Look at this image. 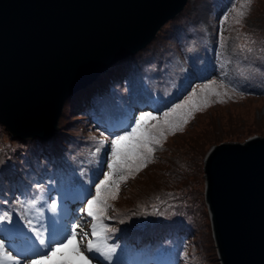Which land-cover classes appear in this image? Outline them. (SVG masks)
<instances>
[{
  "label": "rangeland",
  "instance_id": "1",
  "mask_svg": "<svg viewBox=\"0 0 264 264\" xmlns=\"http://www.w3.org/2000/svg\"><path fill=\"white\" fill-rule=\"evenodd\" d=\"M240 12H243V15H239ZM237 20L239 23L236 22ZM203 38L208 40L209 54L205 60L208 61V64L212 62L208 67L213 68L214 74L205 75L206 77L199 76V74L207 72L209 68L207 67L206 71L199 69L195 72L194 78L205 80L191 83L188 86V91L182 94L175 103L155 112L151 109L159 107L160 104L155 97H152L148 106L138 108V110V106L136 107L133 118L128 120V124L122 119L118 124L110 126L115 127L122 124L124 128L127 127L125 130L131 131V127L141 115L150 113L159 118L162 124L165 119L164 113L169 112L175 105L185 103V108L177 110L168 118L170 120L178 119L181 112L188 113V108H193L186 115L185 123H180L178 127L171 130L164 126V135L159 137L158 144L153 145L155 150L145 165L138 171L132 172L126 181L120 183L116 198L109 201L111 207L108 209L107 215L110 218L105 219L103 223L108 225L109 229H117V227H123L126 221L134 217V220L129 222L132 223L131 227L136 224L132 230L133 232L137 231L136 234L139 235L148 224L151 226L153 223L157 228L158 226L159 228L165 227L168 224H181L182 244L179 249V264H220L204 197V159L209 149L219 143H242L253 136L264 137V0H188L183 10L167 21L143 49L110 66L92 83L93 85L87 86L90 87L89 92H87L89 88L85 87L68 97L58 118L57 128L46 140L38 137L19 139L11 135L0 124V192L7 188L15 173V169L11 167L12 163L19 156H25L26 152L35 151V148L38 147L46 148L49 149L46 151L47 157L52 158L49 156L52 155L56 159L63 154L73 153L71 165L63 164V162L58 165L59 167L64 165L66 174L65 178L56 181L58 192L53 191L47 195L46 188H44L38 204L36 203L32 207L34 214L31 217L35 224L39 213L42 215V223H44L45 212L50 211L52 203L55 202L57 206L61 205L63 211H66L69 206L66 203L63 204V199L77 197L79 206L76 210L78 214L83 213V220L82 223L72 220L68 223V229L70 231L72 224L79 223L90 234L92 219L82 209L85 208L87 199H90L91 195H95V184L99 183V180L103 179V173L108 171L111 140L117 135H123L124 132L118 130L108 136L107 128L104 129L91 121L92 118L88 116L89 109L82 108L80 103H94L100 100L101 106H103L109 101L108 99L111 98L115 89L122 88L120 86L122 77L125 78L126 83H129L140 76L138 81L142 83H139L137 87H130L128 93L136 95L141 101H144L145 97L141 92L144 81L146 84H159L161 81L158 82L157 78L161 74H164L169 80L172 73L180 70L187 73L186 68H191L194 65L189 63L191 67H186L188 58L193 57L195 52L193 53L188 45L184 50V45L186 42L199 45V41ZM183 53H185L184 56ZM174 62L177 63L174 65ZM236 65L239 66L238 69L249 70L252 79L259 80L260 83L257 84L261 85L250 81L244 83L242 88L238 83L235 86H227L226 81L228 80L225 78L230 79L234 74L237 77ZM215 66L217 71H215ZM122 72L125 74L122 75ZM152 76L155 78L154 81ZM221 76H225V78ZM109 77L115 81L113 84H111L112 80L108 79ZM123 84L125 83L123 82ZM204 85H209V88L202 91ZM194 89L195 96H192ZM212 89L220 94L216 95L211 91ZM99 92H101L100 96ZM205 98L207 102H204ZM189 100H193L195 106L198 107L186 104ZM78 101L80 103L77 105ZM147 108L151 111H147ZM93 116L94 119L104 117L100 109L94 111ZM147 123L155 124L157 121L152 120ZM89 130L96 135L93 136L95 140L84 139L88 137ZM79 138L86 143L80 144L76 148L75 140ZM98 148L99 152L96 151ZM101 153L104 154L103 160H99V162L102 160V165L92 178L91 186V182H88L84 187L73 186L72 189H67L68 185L74 184L71 182V177L74 169L78 168V164H89L90 160L93 164V161L98 159ZM78 157L81 160L78 161ZM89 193L91 195H88ZM29 201V197H24L22 203L26 206ZM20 203L17 200L10 207L6 206L0 210V215L4 211H8L12 216H16L12 217L14 221L18 220L21 225H24V221L17 218L19 217L18 212L22 211V208L18 206ZM150 203L151 207H149ZM140 204L143 205L142 209L138 207ZM148 207V211L145 212ZM146 219L153 220L144 221ZM10 227L11 225L7 221L0 222V231L2 232ZM185 229L187 235L184 234ZM120 230L124 229L120 228ZM23 234L33 240L34 247H37V250L29 251L27 254L29 258L38 251H48L39 246L38 241H35L34 235L27 227L23 228ZM110 234L112 235L113 231L107 233L109 237L107 243L113 245ZM11 245H15V243L10 242ZM5 248L11 251L6 243ZM120 253L119 249H116L112 253L111 260L100 259V255L95 253L89 255L95 257L93 264H118L117 260H121L118 258L124 254L120 255ZM140 253L145 256V252ZM133 255L144 259L137 253L123 257ZM73 256L74 252L69 246L62 249L54 259ZM147 256L153 264H169L168 260H152L148 253Z\"/></svg>",
  "mask_w": 264,
  "mask_h": 264
},
{
  "label": "water",
  "instance_id": "2",
  "mask_svg": "<svg viewBox=\"0 0 264 264\" xmlns=\"http://www.w3.org/2000/svg\"><path fill=\"white\" fill-rule=\"evenodd\" d=\"M188 0H0V124L46 140L64 102L143 49ZM204 197L220 264H264V137L212 146Z\"/></svg>",
  "mask_w": 264,
  "mask_h": 264
},
{
  "label": "snow or ice",
  "instance_id": "3",
  "mask_svg": "<svg viewBox=\"0 0 264 264\" xmlns=\"http://www.w3.org/2000/svg\"><path fill=\"white\" fill-rule=\"evenodd\" d=\"M239 15H243V12H240ZM236 22L239 23V20ZM207 88H209V85H204L201 90ZM211 91L215 92V89ZM215 94L219 95L220 93L215 92ZM191 95L195 96V89ZM204 102H207L206 98ZM186 104L195 106L193 100L187 101ZM183 108H185V103L175 105L169 112L164 113L165 119L162 124L159 118L152 116L150 113L141 115L136 119L131 131L125 130L123 135H117L111 140L108 171L104 172L103 179L95 184V195L88 194L91 195V198L87 199V204L82 209L92 219L90 234L84 230L81 224L77 223L70 226V234L67 228V231L59 239H56L49 223L47 227L42 223L41 214L38 213L36 224H34L32 218L22 215L24 225H21L18 220H13L10 212L4 211L0 215V222L7 221L11 225L7 231L23 233V228L27 227L34 235L35 241H38L39 246L48 251H38L31 258L24 252H18L14 255L5 248L4 240L0 239V264H25V261H27V264H93L95 257L89 255L92 253H99L106 260H111L112 253L116 249L113 245L107 243L109 239L107 233L115 231V229H109L103 223L105 219L110 218L107 215L108 209L111 207L109 201L116 198L120 183L126 181L132 172L138 171L145 165V162L155 150L153 145L158 144L159 137L164 135V126L171 130L178 127L180 123L186 122V115L193 110L192 107L188 108V113L181 112L178 119H168L177 110ZM152 120L157 121V123H147V121ZM96 151L99 152L100 149L98 148ZM36 203V200H31L28 202V206L34 207ZM56 209L57 204L54 202L50 205V210L56 211ZM69 246L72 247L74 252L73 257L54 259L58 253H61L62 249Z\"/></svg>",
  "mask_w": 264,
  "mask_h": 264
},
{
  "label": "trees",
  "instance_id": "4",
  "mask_svg": "<svg viewBox=\"0 0 264 264\" xmlns=\"http://www.w3.org/2000/svg\"><path fill=\"white\" fill-rule=\"evenodd\" d=\"M186 45H188V48H191L193 50V57L188 58V64L187 67H191L189 63L191 64H196L200 65L205 61V57L207 56L208 53V40H205L204 38L199 41V45L197 43H190L186 42L184 45V50L186 49ZM185 53H183L184 56ZM198 61V62H196ZM196 62V63H195ZM177 62H174V65ZM237 66V72L236 76L238 78H241L247 82L254 81L257 83H260L259 80H253L251 72L248 70L246 73V70L240 69V72L238 71ZM147 69V68H146ZM145 68L143 69V71ZM153 70V69H152ZM188 70H190L188 68ZM154 71V70H153ZM191 72H194V70H190ZM244 72V73H243ZM125 74L122 72V75ZM141 77V76H140ZM140 77L134 78V81H130L129 83L125 82V78L122 77V81L120 82V86H122L121 89H115L112 93V96L110 99L106 97L109 101L106 103L108 105H103L101 106V101L97 100L99 102H90V103H80L78 101L77 105L80 103V106L86 107L89 109L88 116L92 118L91 121H96V124H99L102 126L104 129L106 128L107 124L110 125L114 122H116L120 117H125L126 121L128 122L130 118V115L126 112V110H131L133 109V101H132V94L128 93V89L137 87L139 85L138 79ZM183 77H185V74L181 72L172 73L171 78L167 80V77L164 74H161L160 77H158V82L161 81L159 84H146L144 81L143 85L141 86L142 92L148 94V96H157L158 98L161 99L162 106L163 108L165 105H167V100L171 96L172 93V84L175 80H181ZM108 79L112 80L111 84H113L115 81H113V78L109 77ZM152 79L154 81V77L152 76ZM123 82L125 84H123ZM229 85L227 86H234V83L230 80L228 82ZM93 85V84H92ZM260 85V84H259ZM243 87V86H242ZM87 89V92L90 91V87ZM110 90V88H108ZM101 92H99L100 96ZM110 102V103H109ZM97 109H100L102 111V115L104 116L103 118H95L93 116V112L96 111ZM108 109V111H107ZM125 129H123L122 132H124ZM121 132V133H122ZM110 133H112L110 130L106 131V134L109 136ZM94 135L91 130H89L88 137H85L84 139H90V140H95L93 138ZM75 142H77V147L78 145H83L86 142L81 140V138L76 139ZM75 148V149H76ZM46 151H49V149L46 148H40L38 147L37 149L35 148V151H28L25 153V156H19L17 160H15L14 163H12L11 167L12 169H15L14 175H12V179L9 181V184L7 185V188L3 189L1 191L0 195V210L6 208V206L10 207L11 205L14 204V202H17L19 200L21 203L20 205L22 207H26L22 202L24 201V197H29L30 201L31 200H36L39 199L40 194L43 193L44 188H46L45 191H47V195L51 194L53 191H58V187L56 185V181H59L60 179H63L66 177L65 170H64V165L58 166L61 162L63 164L69 163L71 165V159L73 156V151L71 152L72 154L70 155H61L59 158H55V156L49 155L52 158H48L46 155ZM71 151V150H70ZM68 151V152H70ZM23 152V151H22ZM59 159V160H58ZM81 160L78 157V161ZM103 160V159H102ZM102 160L98 166V169L102 165ZM99 161V159H95L93 162ZM82 162V161H81ZM1 164V162H0ZM96 169L92 168L91 171L95 175ZM77 173V175L80 177L81 181H86L88 179L87 173H88V167L85 164H78V168H75L73 173ZM93 175V177H94ZM139 208L142 209L143 205L140 204L138 205ZM151 207V203L150 206ZM146 208L145 212L148 211ZM1 213V211H0ZM144 214V212H142ZM137 217V216H135ZM130 220H134V217H132ZM129 220V221H130ZM153 220V219H150ZM149 219H146L144 221H150ZM126 221L125 224H123V227H117L115 230H120L122 234H126L124 236H121L123 243H127L129 240H133L134 237H138L139 234H136V232H133L132 228L136 226V224L132 226V223ZM177 222V220H176ZM181 224L177 225H172L168 224L165 227H160L158 228L152 223L151 226L149 224L146 226L145 229H143L142 234L144 235V238L146 237H152L155 239L154 245H156L158 248H153L154 252H160L159 253H165V256L168 253V248L167 245H170L173 243V238L174 242H177V231H182L181 230ZM180 227V228H179ZM185 235H187V231L185 229L184 232ZM132 235V236H131ZM129 240L126 242L125 239ZM177 251V250H176ZM178 252V251H177ZM173 252V254L170 251V255L172 257H177L178 253Z\"/></svg>",
  "mask_w": 264,
  "mask_h": 264
},
{
  "label": "bare ground",
  "instance_id": "5",
  "mask_svg": "<svg viewBox=\"0 0 264 264\" xmlns=\"http://www.w3.org/2000/svg\"><path fill=\"white\" fill-rule=\"evenodd\" d=\"M213 71V68H209L207 70V72H203L202 74H199V76H205L209 73H211ZM195 77V76H194ZM144 101H146L145 103H147V97L144 98ZM140 100V104L137 109H141L144 108L143 102ZM161 106V104L159 105V107ZM62 202V201H61ZM66 203L69 208H66V211H63V208L61 205L57 206L56 211H46L45 212V221H44V225L45 227L49 226L55 236L56 239L60 238L66 231L68 228V223H70L72 220L73 221H82L83 220V216L82 214H78V211L76 210L77 207L79 206V200L77 199V197L75 199H70V198H65L63 199V204ZM62 216L61 221L56 223L54 218ZM82 223V222H81ZM36 224V222H35ZM75 224V223H74ZM3 228V227H2ZM0 231V237L4 240V242L10 247V242H17V244L15 243V247H10V250L12 252L18 253V252H24L26 255L29 253V251H31V249L37 250V247H34L33 245V240H30L29 238H27L23 233H17V232H9V231H4L2 232ZM68 233L70 234V231L68 229ZM9 234V235H8ZM35 239V237H34ZM15 240V241H14ZM13 244V243H12ZM97 255H100L98 253H95ZM94 255V253H93ZM101 257V258H100ZM100 259H105L103 256L100 255ZM121 260H117L118 264H146V261L142 258V257H138V256H126V257H122L120 258ZM102 261V260H101ZM106 261V260H105Z\"/></svg>",
  "mask_w": 264,
  "mask_h": 264
}]
</instances>
